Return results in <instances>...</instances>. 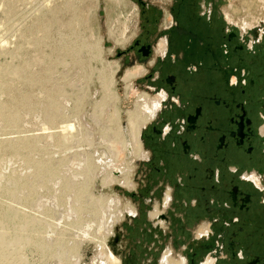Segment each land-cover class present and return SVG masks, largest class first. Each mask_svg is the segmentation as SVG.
Segmentation results:
<instances>
[{
	"label": "rangeland",
	"instance_id": "374dc122",
	"mask_svg": "<svg viewBox=\"0 0 264 264\" xmlns=\"http://www.w3.org/2000/svg\"><path fill=\"white\" fill-rule=\"evenodd\" d=\"M143 1L162 10L160 29L171 26L174 0ZM215 1L224 29L264 36V0ZM141 10L137 0H0V264H107L103 248L82 237L100 236L104 214L112 250L115 243L128 255L136 242H150L148 222L119 217L128 207L132 216L140 211L128 193L146 184L147 157L136 158L132 146L121 156L133 189L108 181L124 170L113 164L107 128L118 111L127 135L138 100L118 54L139 32ZM160 241L161 256L168 248L183 256L182 243Z\"/></svg>",
	"mask_w": 264,
	"mask_h": 264
},
{
	"label": "flooded vegetation",
	"instance_id": "af4514ba",
	"mask_svg": "<svg viewBox=\"0 0 264 264\" xmlns=\"http://www.w3.org/2000/svg\"><path fill=\"white\" fill-rule=\"evenodd\" d=\"M137 2L141 28L118 56L124 75L143 69L130 91L159 101L141 133L147 182L128 193L140 211L128 217L152 235L128 255L111 250L120 264H264V36L224 29L215 0H174L165 29L160 8ZM160 239L183 256H161Z\"/></svg>",
	"mask_w": 264,
	"mask_h": 264
},
{
	"label": "bare ground",
	"instance_id": "6f19581e",
	"mask_svg": "<svg viewBox=\"0 0 264 264\" xmlns=\"http://www.w3.org/2000/svg\"><path fill=\"white\" fill-rule=\"evenodd\" d=\"M124 35H126V34H124ZM126 40L128 42L129 37H128V39L126 38ZM165 46H166V41L163 40L160 44V49H161L160 51L163 52L165 49ZM115 71H117V69H115ZM142 74H143L142 67L141 68L140 67L135 68L132 71L127 72V74L125 75V81L129 82L132 79H134L138 76H141ZM144 96H146V95H144ZM144 96L138 98V100L136 102V109L135 110L128 111V130H127V132H129L128 134H129L131 140L128 139V134L127 135L125 134L126 131H125V128L121 124V116H120V113L118 111L116 112V114L114 116L113 127L107 128L109 131H113L115 133L114 134L115 139L112 140V142L108 146L110 148L111 154L113 155V160H114L113 164H115L114 166H117V165L121 166L124 170L123 174L119 177H114V175L112 176L111 174L109 175V177H108L109 186H111L113 184H119L121 186H125V187L131 188V189H133L135 187V184L131 178V175H133L132 174V172H133L132 166H131V164H129V162H127V164L124 166L123 165L124 161H123L121 156L126 155L130 146H132L133 152H134V155L136 158L145 157V151H144L143 145L141 143V133H142L144 125L148 122V120L151 118L152 114L154 113V111L156 109L154 107L158 106L157 101H159V100H155V99L149 100V99L144 98ZM50 138H52V136ZM120 160H121V162H120ZM158 208H156L155 211L151 213V217L154 218L160 213ZM133 214H135V209L133 207H128V208H125V211L123 213H121L119 215V217H120V219H123L126 216H130ZM111 223H112L111 217L107 214H104L101 221H99L97 223L100 236H97L96 234H94L93 236L90 237V235L88 233L89 230H88V231H83V232H85L84 233L85 235L82 237H83L84 242L96 243L97 246L103 248L104 256H105V259L107 261V264H120V262H121L120 259L112 252V250L109 246V236L112 234V231H113ZM89 226H91V225H89ZM90 233H91V231H90ZM11 253H13V252H11ZM19 255H20V253H19ZM7 261L8 260H6V262ZM172 261L173 260H167L166 264H173ZM78 263H75V264H78ZM214 263H215V261L213 259L209 258L204 264H214Z\"/></svg>",
	"mask_w": 264,
	"mask_h": 264
}]
</instances>
